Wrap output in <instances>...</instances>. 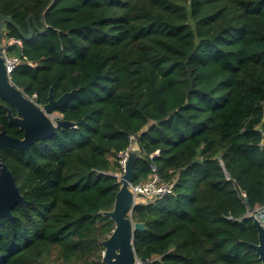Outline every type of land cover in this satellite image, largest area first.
Wrapping results in <instances>:
<instances>
[{
    "label": "trees",
    "instance_id": "trees-1",
    "mask_svg": "<svg viewBox=\"0 0 264 264\" xmlns=\"http://www.w3.org/2000/svg\"><path fill=\"white\" fill-rule=\"evenodd\" d=\"M11 79L39 105L74 90L60 126L28 149L2 147L25 198L0 218V264H104L101 241L136 136L132 183L172 192L135 205L144 264H253L264 206V0H0ZM0 97V130L23 138ZM226 171L228 174H226ZM243 193L245 196H243Z\"/></svg>",
    "mask_w": 264,
    "mask_h": 264
},
{
    "label": "water",
    "instance_id": "water-1",
    "mask_svg": "<svg viewBox=\"0 0 264 264\" xmlns=\"http://www.w3.org/2000/svg\"><path fill=\"white\" fill-rule=\"evenodd\" d=\"M13 25L25 40L32 39L37 22L34 15L30 14L26 19L27 32L15 22L10 15L0 13V97L9 105H4L7 118L24 132L23 138L11 136L5 127L0 130V150L2 147L28 149L35 141L48 138L54 134L60 126H74L75 123L59 118L56 113L73 95L74 90L63 93L57 99L54 98L52 88L49 91L48 101L39 105L35 96L25 94L11 79L7 72L5 58L3 56V38L7 25ZM13 109L16 115L13 114ZM137 144L129 150V155L122 174H115L121 183L116 194L114 206L111 210L102 211L101 214L109 217L114 222V227L107 238L101 241L104 248L102 262L104 264H143V259L138 258L134 249V235L136 231L146 229L145 224L135 221L132 212L136 204L135 198L142 196L132 190V181L135 176L134 164L138 156ZM226 174L228 172L226 171ZM149 200V199H148ZM25 202V198L16 183L10 167L3 162L0 152V218H12V210ZM252 211L251 205L248 206ZM253 226L257 229L260 243L250 244L258 253L264 251V226L254 216L249 215ZM261 258L264 259L263 256Z\"/></svg>",
    "mask_w": 264,
    "mask_h": 264
},
{
    "label": "built area",
    "instance_id": "built-area-1",
    "mask_svg": "<svg viewBox=\"0 0 264 264\" xmlns=\"http://www.w3.org/2000/svg\"><path fill=\"white\" fill-rule=\"evenodd\" d=\"M11 44L21 45L22 40L19 38H6L5 36L3 38V56L6 62L7 72L10 76H11V73L14 71V69L21 63V60L18 57L9 56L7 54V48ZM129 139H130L129 147L126 150L118 154L120 158L119 159L120 165L123 171H124L125 164H126V161L129 155V150L136 143L135 135L133 134L129 135ZM173 186H174V181H169V182L164 181L158 174H153L152 176H150V178L146 182L141 183V184H135V185L132 184L131 188L135 194L141 193L142 196L139 198H141L144 201L145 199L146 200L154 199V198H159V197H163L167 195L168 193L172 192ZM243 196H245L244 193H243ZM139 198H135V200L138 201ZM251 214L254 215L264 226V206L257 207L254 210L249 211L248 215H251Z\"/></svg>",
    "mask_w": 264,
    "mask_h": 264
},
{
    "label": "flooded vegetation",
    "instance_id": "flooded-vegetation-1",
    "mask_svg": "<svg viewBox=\"0 0 264 264\" xmlns=\"http://www.w3.org/2000/svg\"><path fill=\"white\" fill-rule=\"evenodd\" d=\"M2 105V107H3V109H4V105H9L6 101H5V103H2L1 104ZM5 110V109H4ZM6 112V111H5ZM7 113V112H6ZM13 114L14 115H16V111L13 109ZM6 116V118H7V114L5 115ZM7 120H8V122L9 123H11L10 121H9V119L7 118ZM2 127H4V126H2ZM258 233V232H257ZM260 243V238H259V235L257 234V240L255 241V242H249L248 244H249V246H250V244H259ZM251 247V246H250ZM253 250H254V253H253V264H264V259L263 258H261V256H263L264 257V251L263 252H261V253H258L253 247H251ZM139 258V257H138ZM143 259V264L146 262V260L144 259V258H142Z\"/></svg>",
    "mask_w": 264,
    "mask_h": 264
},
{
    "label": "rangeland",
    "instance_id": "rangeland-1",
    "mask_svg": "<svg viewBox=\"0 0 264 264\" xmlns=\"http://www.w3.org/2000/svg\"><path fill=\"white\" fill-rule=\"evenodd\" d=\"M57 115H59V113L57 112L56 113ZM123 173V171H121V172H117L116 174H122ZM139 202H145V201H147L146 199L143 201L141 198H139V200H138ZM52 262L51 261H48V262H45V263H43V264H51Z\"/></svg>",
    "mask_w": 264,
    "mask_h": 264
}]
</instances>
